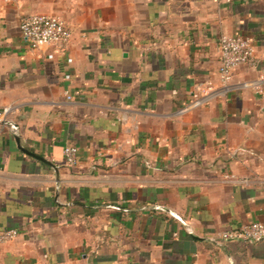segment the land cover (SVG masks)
Here are the masks:
<instances>
[{"label": "crops", "instance_id": "obj_1", "mask_svg": "<svg viewBox=\"0 0 264 264\" xmlns=\"http://www.w3.org/2000/svg\"><path fill=\"white\" fill-rule=\"evenodd\" d=\"M32 13L72 28L65 54L29 48ZM222 35L257 57L227 88ZM5 109L0 264H264V238L220 239L264 223V0H0Z\"/></svg>", "mask_w": 264, "mask_h": 264}, {"label": "built area", "instance_id": "obj_2", "mask_svg": "<svg viewBox=\"0 0 264 264\" xmlns=\"http://www.w3.org/2000/svg\"><path fill=\"white\" fill-rule=\"evenodd\" d=\"M22 37L29 48L36 50L45 46H56V49L49 53L47 57L54 59L56 52L65 54L67 46L73 37L72 28L60 17L44 13H32L26 15L20 23ZM220 66L219 75L224 88L229 86L234 70L242 65L255 66L257 57L253 40L244 35H222L219 39ZM67 62L71 63L72 58L68 57ZM70 74L65 75V79L70 78ZM202 96H207L208 92L202 90ZM68 98H71L68 95ZM9 109L0 112V121L7 120ZM64 155L68 165L77 162L78 148L76 146H66ZM19 235L17 228L5 229L0 232V243H4L16 238ZM264 238V223L252 221L244 223L236 228L226 230L221 233L220 239H235L242 241H257Z\"/></svg>", "mask_w": 264, "mask_h": 264}, {"label": "water", "instance_id": "obj_3", "mask_svg": "<svg viewBox=\"0 0 264 264\" xmlns=\"http://www.w3.org/2000/svg\"><path fill=\"white\" fill-rule=\"evenodd\" d=\"M0 123L11 124V125H13L14 127L18 128V125H17L16 123H14V122H12V121H9V120H1ZM17 141H18V144H19L20 148H21L24 152H26L27 154H30V155H32V156L38 157V158H40V159H44V158H42L41 156H39V155H37V154L31 152L30 150H27V149H25L24 147H22V146L20 145V138H19V137L17 138ZM45 161H47V160H45ZM47 162H49V161H47ZM49 163H50V162H49Z\"/></svg>", "mask_w": 264, "mask_h": 264}]
</instances>
